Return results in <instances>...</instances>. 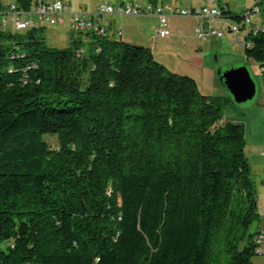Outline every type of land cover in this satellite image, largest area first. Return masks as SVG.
Returning <instances> with one entry per match:
<instances>
[{"label":"trees","instance_id":"1","mask_svg":"<svg viewBox=\"0 0 264 264\" xmlns=\"http://www.w3.org/2000/svg\"><path fill=\"white\" fill-rule=\"evenodd\" d=\"M46 29L0 28V264H212L221 229L229 264H254L244 124L150 47L90 31L50 47ZM249 35L264 83V27Z\"/></svg>","mask_w":264,"mask_h":264},{"label":"rangeland","instance_id":"2","mask_svg":"<svg viewBox=\"0 0 264 264\" xmlns=\"http://www.w3.org/2000/svg\"><path fill=\"white\" fill-rule=\"evenodd\" d=\"M0 1L7 5L13 0ZM69 1L74 9L81 6L93 9L99 3H117L120 0ZM175 1L183 7L201 3V0ZM216 1L221 2V0ZM222 3H228L234 12L240 14L245 6H252L255 0H222ZM261 9L264 11V3L261 5ZM3 17L4 15L0 11V28L3 27L1 24ZM6 17V30H10L11 17L9 15ZM117 19L120 20V25L123 27L122 39L124 41L152 48L155 58L159 62L178 74L193 77L204 94L219 97L226 119L244 124L245 153L252 167V178L255 182L254 195L257 202L258 218L249 227V232L254 234L255 239L257 231L264 232V83L260 63L246 56L245 43H236L226 26L223 28L225 36L203 40L196 36L195 27H193L190 18L173 16L170 17L168 42L161 43L155 40L156 28L159 25L157 16H123ZM252 20L258 23L261 18L259 15H254ZM110 21H113V16L110 17ZM227 21L234 23L232 19ZM216 25L222 24L216 23ZM46 28V41L50 47H70L73 40L72 34L82 35L79 32H74L68 23L46 25ZM109 34H112V29ZM238 37L243 42L250 43L252 41V36L246 37V33L243 31L238 33ZM83 40L88 41L86 35H83ZM241 66H246L255 79L257 93L252 100L238 104L220 82L218 72ZM47 140L52 146H56L58 143L55 136H48ZM230 238L223 229L215 237L213 244L215 261L212 264H229L230 253L227 251V244ZM243 244L244 242L241 243V248ZM252 262L264 264V252L254 255Z\"/></svg>","mask_w":264,"mask_h":264},{"label":"built area","instance_id":"3","mask_svg":"<svg viewBox=\"0 0 264 264\" xmlns=\"http://www.w3.org/2000/svg\"><path fill=\"white\" fill-rule=\"evenodd\" d=\"M264 0H255L250 7H244L246 37L251 31L256 32L263 28V12L261 4ZM2 29H7L6 22L11 17L12 30H24L37 25H65L70 24L74 31H90L97 34H109L112 22L110 17L144 16L155 15L158 17L159 25L156 35L167 37L170 35V17H194L197 19L195 34L199 39L210 40L213 37L225 36L223 28L226 26L233 40L238 44H247L239 40L238 33L241 32L238 23L227 24L222 18V8L216 0H201L196 6L183 7L171 3H151L147 0H121L118 3H99L93 9L79 7L75 10L69 0H35L31 8L26 9L19 6L15 1L7 4V9L2 12ZM259 15L261 20L253 22L252 17ZM222 24V25H216ZM117 36L122 35L120 27L116 28ZM256 253L264 252V232H259L255 238Z\"/></svg>","mask_w":264,"mask_h":264},{"label":"water","instance_id":"4","mask_svg":"<svg viewBox=\"0 0 264 264\" xmlns=\"http://www.w3.org/2000/svg\"><path fill=\"white\" fill-rule=\"evenodd\" d=\"M222 85L238 104L252 100L257 93V83L246 66L218 72Z\"/></svg>","mask_w":264,"mask_h":264},{"label":"crops","instance_id":"5","mask_svg":"<svg viewBox=\"0 0 264 264\" xmlns=\"http://www.w3.org/2000/svg\"><path fill=\"white\" fill-rule=\"evenodd\" d=\"M128 1V0H127ZM168 3H171V4H176V5H179L178 3H177V1H175V0H166ZM119 2H121V0L119 1ZM118 3V2H117ZM190 6H196V5H194V4H191ZM188 7V6H187ZM245 7H248V6H245ZM88 8V7H87ZM74 9V8H73ZM77 9H79V7L77 8ZM77 9H75V10H77ZM145 16V15H144ZM118 17H113V21H111L112 22V24H111V29H112V34H113V36L114 37H116L117 38V34H116V28L117 27H120L121 28V30H122V35H121V38H122V36H123V27L120 25V20L119 19H117ZM158 18V17H157ZM187 18H190L191 20H192V24H193V27H195V25H196V23H197V19H195L194 17H187ZM158 23H159V20H158ZM170 36V35H169ZM169 36H167V37H159V36H157L156 34H155V40L156 41H160L161 43L163 42V43H165V42H168V39H169ZM150 44V43H149ZM186 46H187V44H186Z\"/></svg>","mask_w":264,"mask_h":264}]
</instances>
